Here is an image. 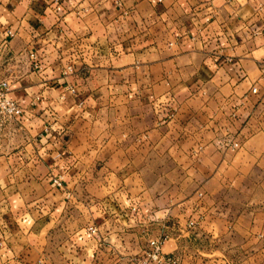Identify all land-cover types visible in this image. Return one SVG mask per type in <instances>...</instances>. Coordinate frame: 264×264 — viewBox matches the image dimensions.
Segmentation results:
<instances>
[{"label": "crops", "instance_id": "0c3cea01", "mask_svg": "<svg viewBox=\"0 0 264 264\" xmlns=\"http://www.w3.org/2000/svg\"><path fill=\"white\" fill-rule=\"evenodd\" d=\"M260 4L0 0V79L23 109L0 131V264H62L42 245L54 234L61 248L86 245L89 226L130 245L131 208H164L142 184L163 181L147 169L165 151L174 177L187 169L186 180L204 183L208 208L219 184L264 168ZM225 136L239 147L222 148Z\"/></svg>", "mask_w": 264, "mask_h": 264}, {"label": "rangeland", "instance_id": "374dc122", "mask_svg": "<svg viewBox=\"0 0 264 264\" xmlns=\"http://www.w3.org/2000/svg\"><path fill=\"white\" fill-rule=\"evenodd\" d=\"M233 143L237 142L228 136L218 140L222 148L232 151L239 147L232 148ZM162 156L156 160L162 165L150 166L147 170L160 172L163 181L150 182L153 177L145 175L148 182L142 185L149 189L151 197H163L164 208L158 207L156 213L148 211L145 215H139L136 208H131V214L125 218V223L131 225V231L123 232L130 245L110 243L96 227V232L91 233L89 228L94 226H89L88 244L79 246L70 242L61 248L58 244L60 236L54 234L52 244L42 245L43 250L38 253L63 256L62 264H94L92 259L86 262L78 260L83 256L99 258L100 264H109V258L151 259L154 252L150 241L159 239L162 242L159 252L174 262L171 264H264V168L250 173L239 186L231 182L219 184L215 204L208 208V202L202 200L204 183L186 180L187 169L182 170L180 178L174 177L171 173L172 153L165 151ZM198 158L200 155L196 153L195 160ZM194 195L196 199L180 208L177 202L171 203L173 200L181 203L191 200ZM167 205L169 210L164 212ZM258 213L260 215L256 216ZM79 220L88 224L90 218L86 216ZM256 220L259 224L257 229L254 227ZM104 222L111 223L108 219ZM46 261V258H39L35 264H47Z\"/></svg>", "mask_w": 264, "mask_h": 264}, {"label": "built area", "instance_id": "2783aa9c", "mask_svg": "<svg viewBox=\"0 0 264 264\" xmlns=\"http://www.w3.org/2000/svg\"><path fill=\"white\" fill-rule=\"evenodd\" d=\"M257 14L260 12L264 13V4H260L257 8ZM263 26L260 29V33L264 36V18H262ZM13 34L12 32L6 33V38L3 41V44L7 45V38L10 39ZM32 61L36 59L34 54L30 55ZM70 69V68H69ZM9 91V83L5 79H0V131L7 126L8 124L17 123L20 117L23 115V109H21V106L15 102L14 100L10 99L7 96V93ZM70 91L73 93L74 89L70 88ZM252 92L255 93L256 90L252 89ZM46 130V129H45ZM232 148H237L238 144L233 143L231 144ZM52 183L55 187L60 188L62 186L61 179L54 178L52 179ZM89 231L91 233L96 232L95 227H90ZM162 242L159 239L151 240L150 245L153 249V258H109V264H171L174 263L171 261L170 258H167V256L161 255L160 246ZM92 261L94 264H100L101 259L99 258H92ZM39 261L38 263H40ZM99 262V263H98Z\"/></svg>", "mask_w": 264, "mask_h": 264}]
</instances>
